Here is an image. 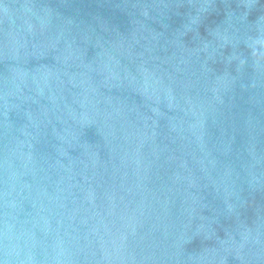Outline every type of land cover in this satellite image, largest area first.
Listing matches in <instances>:
<instances>
[{"label":"water","instance_id":"95a60500","mask_svg":"<svg viewBox=\"0 0 264 264\" xmlns=\"http://www.w3.org/2000/svg\"><path fill=\"white\" fill-rule=\"evenodd\" d=\"M0 264H264V0H0Z\"/></svg>","mask_w":264,"mask_h":264}]
</instances>
